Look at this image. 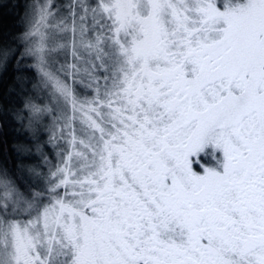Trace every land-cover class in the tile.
I'll use <instances>...</instances> for the list:
<instances>
[{
    "label": "snow or ice",
    "instance_id": "1",
    "mask_svg": "<svg viewBox=\"0 0 264 264\" xmlns=\"http://www.w3.org/2000/svg\"><path fill=\"white\" fill-rule=\"evenodd\" d=\"M24 19L0 35V127L17 92L50 106L25 105L43 163L0 162V264H264V0H45Z\"/></svg>",
    "mask_w": 264,
    "mask_h": 264
},
{
    "label": "trees",
    "instance_id": "2",
    "mask_svg": "<svg viewBox=\"0 0 264 264\" xmlns=\"http://www.w3.org/2000/svg\"><path fill=\"white\" fill-rule=\"evenodd\" d=\"M34 1L36 0H0V5H5L0 7V35H6L8 33L12 35L19 34L25 26V6H30ZM17 4L20 6L17 7ZM26 63L34 65V62L31 60L26 61ZM34 72H36L35 67L32 68V72L28 73V75H32ZM13 75L12 68H9L3 77L4 84L0 86V90L7 89V85L12 83ZM8 99L11 101V111L5 118L3 127H0V162L6 161L9 168H11L13 160L19 166L22 156H30L29 148H31L32 152L35 151V143L29 144V140H34V137L32 133L30 134L31 130L26 121L27 107L25 105L33 103V101H40V98H38L36 91H29L27 95L17 92ZM13 148L17 149L19 155L12 150ZM48 150L49 148L47 147V152ZM37 162L39 161L36 158L23 161L27 167H34ZM17 175H20V173L17 172ZM21 179L22 183H27L24 177H21Z\"/></svg>",
    "mask_w": 264,
    "mask_h": 264
},
{
    "label": "rangeland",
    "instance_id": "3",
    "mask_svg": "<svg viewBox=\"0 0 264 264\" xmlns=\"http://www.w3.org/2000/svg\"><path fill=\"white\" fill-rule=\"evenodd\" d=\"M45 0H36L34 1L33 4H41V3H44ZM70 0H54V3L58 6V7H61V8H66V6L69 4ZM32 5V4H31ZM66 14V13H65ZM69 62L71 60V58L69 57ZM34 62V61H33ZM64 62V59L63 57L60 58V63H63ZM58 66V65H57ZM36 93L38 94V98H40V101H33V103L31 104H35L39 107H44V106H50L49 104V97H48V94L46 92H42V91H39L37 90ZM89 95V93L87 91H84V90H81V97L83 98L84 96H87ZM60 111V109H58V112ZM27 119L26 121L29 123V119L30 118H33L34 119V116L31 112V109L27 107ZM69 114H71V110L69 108ZM43 124L46 126L44 128V132H45V135L43 136V141H41V144L45 143L47 140H48V135H47V132H48V128L51 127L52 125V117L51 116H48L47 119L43 120L42 121ZM30 129V128H29ZM31 130V129H30ZM30 134H31V131H30ZM33 136V135H32ZM34 137V136H33ZM34 140L33 143L36 142V137L33 138ZM47 147L49 148L48 152H47ZM47 147L44 149L45 151V154L49 155L51 161L53 164L57 163V158L55 156V152H56V149L53 148V146L51 144H48ZM30 156H33L35 157L36 159H38L39 157V153L35 151H31L30 152ZM39 162H37L34 166H36L38 163H43L41 160L38 159ZM39 170V169H37Z\"/></svg>",
    "mask_w": 264,
    "mask_h": 264
}]
</instances>
